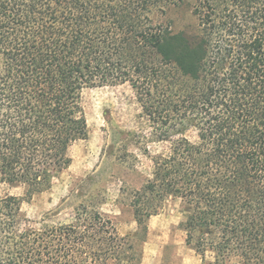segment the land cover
<instances>
[{
  "label": "trees",
  "instance_id": "obj_1",
  "mask_svg": "<svg viewBox=\"0 0 264 264\" xmlns=\"http://www.w3.org/2000/svg\"><path fill=\"white\" fill-rule=\"evenodd\" d=\"M193 1L196 25L175 30L167 14L185 0H0V185L28 199L52 188L89 137V89L128 84L150 142L170 145L145 149L150 177L120 189L135 237L90 199L71 223L32 228L4 195L0 264H142L168 199L188 209L202 264H264V0Z\"/></svg>",
  "mask_w": 264,
  "mask_h": 264
},
{
  "label": "rangeland",
  "instance_id": "obj_2",
  "mask_svg": "<svg viewBox=\"0 0 264 264\" xmlns=\"http://www.w3.org/2000/svg\"><path fill=\"white\" fill-rule=\"evenodd\" d=\"M193 3L185 0L179 7L169 9L167 17L174 22L175 30L196 25L191 16ZM82 98L89 137L71 148L72 164L68 170L54 180L49 191L29 199L21 186L0 185V197L11 195L20 199L21 213L32 228L69 224L77 205L90 199L112 220L121 236L135 237L137 226L132 210L120 189H138L150 177L152 162L145 149L154 156L168 153L170 145L150 142L151 129L128 84L89 89ZM185 135L191 141L197 139L194 130ZM187 215L188 209L180 200L168 199L158 215L150 218L142 264H202L200 256L185 244L180 224ZM206 259L212 262V254L207 253Z\"/></svg>",
  "mask_w": 264,
  "mask_h": 264
}]
</instances>
